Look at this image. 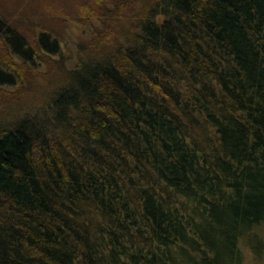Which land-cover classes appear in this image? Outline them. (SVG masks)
<instances>
[{
	"label": "trees",
	"instance_id": "16d2710c",
	"mask_svg": "<svg viewBox=\"0 0 264 264\" xmlns=\"http://www.w3.org/2000/svg\"><path fill=\"white\" fill-rule=\"evenodd\" d=\"M33 2L0 0V264H243L264 0ZM68 21L90 29L70 67Z\"/></svg>",
	"mask_w": 264,
	"mask_h": 264
},
{
	"label": "rangeland",
	"instance_id": "374dc122",
	"mask_svg": "<svg viewBox=\"0 0 264 264\" xmlns=\"http://www.w3.org/2000/svg\"><path fill=\"white\" fill-rule=\"evenodd\" d=\"M45 2L46 0H35L33 4L35 3L34 6H38ZM49 2L54 3L55 5L58 4L57 7L60 8L64 6V4L69 5V3H71V0H55V2H53V0H49ZM64 30L65 34L63 38L64 40L61 45V55L66 62V66L70 67L74 63V47L81 41L88 39V33L90 29L87 26H81L73 21H68L65 23ZM53 58H56V56H54ZM31 67L34 69V71L39 70L40 73L45 70L44 66L41 67V65L38 63H35L34 66ZM2 88L6 91L13 92L18 88V86ZM40 108L44 109V106H41ZM4 111L5 110L3 108V105H0V114L4 113ZM252 233L255 234L258 238L257 241L253 242L252 248H248L244 246V244L240 245L243 254V264H264V222L261 225L254 226ZM258 250L262 252V255L259 254V256L256 257L255 254Z\"/></svg>",
	"mask_w": 264,
	"mask_h": 264
}]
</instances>
